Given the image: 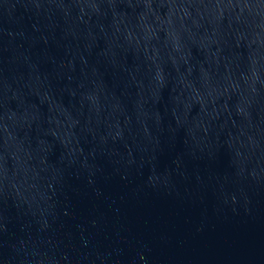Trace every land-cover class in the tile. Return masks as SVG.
I'll return each instance as SVG.
<instances>
[{
    "label": "water",
    "instance_id": "1",
    "mask_svg": "<svg viewBox=\"0 0 264 264\" xmlns=\"http://www.w3.org/2000/svg\"><path fill=\"white\" fill-rule=\"evenodd\" d=\"M0 264H264V0H0Z\"/></svg>",
    "mask_w": 264,
    "mask_h": 264
}]
</instances>
